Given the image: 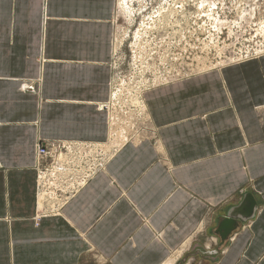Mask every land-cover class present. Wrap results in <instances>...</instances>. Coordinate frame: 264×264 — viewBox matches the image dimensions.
Segmentation results:
<instances>
[{
  "label": "crops",
  "instance_id": "0c3cea01",
  "mask_svg": "<svg viewBox=\"0 0 264 264\" xmlns=\"http://www.w3.org/2000/svg\"><path fill=\"white\" fill-rule=\"evenodd\" d=\"M115 12L116 0H0V264H264V55L146 89L157 140L121 141L36 221L38 141L111 150ZM246 192L258 210L219 247L217 221Z\"/></svg>",
  "mask_w": 264,
  "mask_h": 264
},
{
  "label": "built area",
  "instance_id": "2783aa9c",
  "mask_svg": "<svg viewBox=\"0 0 264 264\" xmlns=\"http://www.w3.org/2000/svg\"><path fill=\"white\" fill-rule=\"evenodd\" d=\"M121 2L130 8L126 17L120 15ZM114 26L113 45L127 31L113 49L109 98L101 104L109 115V141L116 131L122 143L157 140L143 100L146 89L264 55V0H116ZM124 45L129 51L126 69L120 66ZM104 144L36 143V221L60 213L121 145L106 154Z\"/></svg>",
  "mask_w": 264,
  "mask_h": 264
},
{
  "label": "water",
  "instance_id": "95a60500",
  "mask_svg": "<svg viewBox=\"0 0 264 264\" xmlns=\"http://www.w3.org/2000/svg\"><path fill=\"white\" fill-rule=\"evenodd\" d=\"M258 210V202L252 192L243 194L239 203L231 206L225 216L221 217L216 224L214 233L219 238L218 246L220 247L225 240L237 229L240 223L247 222L252 219ZM217 248L205 251V254L216 255Z\"/></svg>",
  "mask_w": 264,
  "mask_h": 264
},
{
  "label": "rangeland",
  "instance_id": "374dc122",
  "mask_svg": "<svg viewBox=\"0 0 264 264\" xmlns=\"http://www.w3.org/2000/svg\"><path fill=\"white\" fill-rule=\"evenodd\" d=\"M126 6H127L126 8H123V9L120 10V15L123 14L125 17H126V15H129V13H130L129 12L130 8L128 6V3H127ZM125 31L126 30H123V32H125ZM123 32H122V35H123ZM122 35L121 36H118L117 39H120L122 37ZM137 36H139V33L137 34ZM128 54H129L128 48H127L126 45H124L123 48H122V50L120 51V57H121L120 66L122 65L123 69H126L127 68V61L129 60ZM111 130L113 131L114 129H111ZM115 135H117L116 138L114 137L117 141H122L124 139V138L118 137L119 134H117V131H116V134ZM115 139H113V141ZM111 140H112V138L110 139V141ZM107 142H109V140ZM203 242H204L203 240L200 241V243H198V245H201L202 246ZM198 256H200L199 253L195 254L194 261H197L199 259ZM83 264H102V263L99 262V261H97L96 259L91 258V259H88L87 261H85Z\"/></svg>",
  "mask_w": 264,
  "mask_h": 264
},
{
  "label": "bare ground",
  "instance_id": "6f19581e",
  "mask_svg": "<svg viewBox=\"0 0 264 264\" xmlns=\"http://www.w3.org/2000/svg\"><path fill=\"white\" fill-rule=\"evenodd\" d=\"M126 5H127V2H121V4H120V10L123 9V8H126V7H127ZM129 11H130V10H129ZM123 30H126V31H127V27H126L125 29H123ZM126 31L123 32L122 37L126 34ZM137 34H138V33H135V38H136L135 45H136V47H137V40H138V36H137ZM120 40H121V39H117L116 43L114 44V49L118 48V45H119V43H120ZM109 82H110V81H109ZM115 138H116V137H115ZM115 138H112V140H111L110 142H108L107 145H105L106 151L109 150L110 148H112V146L115 147L116 145H118V144L121 142V141H117ZM113 139H115V140L113 141ZM122 141H124V139H123Z\"/></svg>",
  "mask_w": 264,
  "mask_h": 264
}]
</instances>
